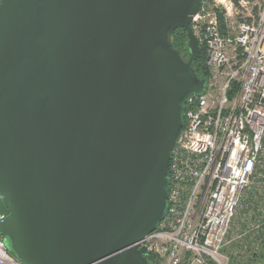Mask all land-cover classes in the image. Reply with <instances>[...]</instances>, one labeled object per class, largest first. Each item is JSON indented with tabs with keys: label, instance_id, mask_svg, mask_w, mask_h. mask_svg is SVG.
Here are the masks:
<instances>
[{
	"label": "water",
	"instance_id": "95a60500",
	"mask_svg": "<svg viewBox=\"0 0 264 264\" xmlns=\"http://www.w3.org/2000/svg\"><path fill=\"white\" fill-rule=\"evenodd\" d=\"M202 0H0V236L24 264H153L206 78ZM185 28L188 58L172 33Z\"/></svg>",
	"mask_w": 264,
	"mask_h": 264
},
{
	"label": "built area",
	"instance_id": "2783aa9c",
	"mask_svg": "<svg viewBox=\"0 0 264 264\" xmlns=\"http://www.w3.org/2000/svg\"><path fill=\"white\" fill-rule=\"evenodd\" d=\"M191 26L209 74L185 106L168 212L139 246L155 264H264V0L203 3ZM0 264H24L2 236Z\"/></svg>",
	"mask_w": 264,
	"mask_h": 264
},
{
	"label": "trees",
	"instance_id": "16d2710c",
	"mask_svg": "<svg viewBox=\"0 0 264 264\" xmlns=\"http://www.w3.org/2000/svg\"><path fill=\"white\" fill-rule=\"evenodd\" d=\"M205 2L206 0H202ZM172 41L174 44V47L178 49L181 52V55L184 59L188 58V48H187V43H188V36H187V31L185 28H178L172 33ZM206 59H207V53H206V48L205 46L201 45V51L194 62V67L196 69L197 75L200 78H207L209 74V70L206 64ZM148 258L151 263H154V257L152 255H148Z\"/></svg>",
	"mask_w": 264,
	"mask_h": 264
},
{
	"label": "rangeland",
	"instance_id": "374dc122",
	"mask_svg": "<svg viewBox=\"0 0 264 264\" xmlns=\"http://www.w3.org/2000/svg\"><path fill=\"white\" fill-rule=\"evenodd\" d=\"M213 2H214V0H206L205 2H203V3H205L206 4V6H210V5H212L213 4ZM219 6H221L222 4L220 3V4H218Z\"/></svg>",
	"mask_w": 264,
	"mask_h": 264
}]
</instances>
